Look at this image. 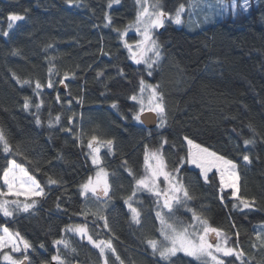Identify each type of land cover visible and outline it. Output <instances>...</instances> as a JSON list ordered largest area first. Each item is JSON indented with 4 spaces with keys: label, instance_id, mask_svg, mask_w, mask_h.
I'll list each match as a JSON object with an SVG mask.
<instances>
[{
    "label": "trees",
    "instance_id": "obj_1",
    "mask_svg": "<svg viewBox=\"0 0 264 264\" xmlns=\"http://www.w3.org/2000/svg\"><path fill=\"white\" fill-rule=\"evenodd\" d=\"M190 1L161 3L174 14ZM108 4L109 0H0V127L12 145L9 153L0 145V181L15 160L45 193L34 198L37 202L27 212L12 217L0 213V226L18 231L31 243L24 254L26 264L52 261L57 253L54 241L65 236L75 249L61 250L66 264H103L99 249L71 230L81 225L93 240L112 241L116 252L105 253L108 264H120L117 255L124 264H168L153 255L147 243L161 237L156 198L145 192L138 195L140 224L132 220L126 203L136 180L145 175L146 154L156 149L169 171L179 169L178 177L193 197L188 209L222 230L252 264H264V247L255 242V226L264 225V0L248 12L209 24L202 21L201 26L166 22L155 31L163 47L160 61L150 70L132 61L115 31L136 19V0H120L111 8ZM13 13L24 19L12 21L9 29ZM105 14L111 15V24ZM125 38L129 43L138 40L135 33ZM141 80L159 85L165 109L161 128L133 119L139 105L130 97L140 93ZM26 97L28 110L23 107ZM113 103L118 108H112ZM93 136L113 141L111 148L101 151L110 185L109 203L101 211L87 206L81 189L95 172L88 150ZM185 136L236 163L237 196L254 201L251 209L233 207L236 197L230 190L222 191L215 172L205 182L199 169L181 159L188 151ZM49 177L59 183L49 184ZM174 216L191 223L192 216L181 207ZM101 217L107 218L108 227ZM227 260L236 262L233 257ZM171 264L206 263L178 253Z\"/></svg>",
    "mask_w": 264,
    "mask_h": 264
},
{
    "label": "snow or ice",
    "instance_id": "obj_2",
    "mask_svg": "<svg viewBox=\"0 0 264 264\" xmlns=\"http://www.w3.org/2000/svg\"><path fill=\"white\" fill-rule=\"evenodd\" d=\"M68 3H73V0H67ZM120 0H109L108 7L111 8L113 4H119ZM138 5V13L136 19L127 25L123 30L117 28V31L120 34V38L123 42V46L129 50L131 59H133L137 64L144 63L147 65L148 69H152L154 64H157L161 59V49L163 45L159 42L158 38L154 37V32L165 26L166 22H174L175 24H181L184 22L183 14L185 13L184 4L179 5L175 9L174 14L171 12H166L164 6L161 3V0H136ZM200 4V0H192L190 9H195ZM249 0H244L242 7L247 9L249 7ZM233 8L236 7L235 0L232 5ZM108 24L112 23L111 15L105 14ZM189 18H191V11H189ZM10 23L8 25L9 29L12 28V21H22L24 19L23 15L11 14L8 17ZM205 19H208L205 16ZM107 26V25H106ZM129 29H135L140 35V39L135 44L128 43L127 39L124 37L127 35ZM4 36H7L8 33L4 32ZM135 48V51L133 49ZM149 53L151 55L149 56ZM151 75V72L148 73ZM22 83L29 84L30 81H23ZM140 87V97L137 95H132L131 100L139 103L140 107L138 112L133 115V119L143 123L141 120V115L145 112L146 106L143 100V93L146 87H150L149 93V105L147 110L150 112H155L158 116H162L164 113V105L162 103L163 97L157 91L159 85L146 86L144 81L141 80ZM41 87L40 83L37 82L36 88ZM47 87H52V82L49 81ZM59 99V96H57ZM25 104L23 105L25 110H28L30 104L28 98H25ZM37 110H39L40 105H36ZM112 108H118L116 103L112 104ZM57 121L59 117L56 118ZM37 124H40V120H36ZM51 124V121L49 122ZM164 120L161 119V125H163ZM251 127V126H250ZM184 140L187 142V156L181 158L188 163L196 165L201 169L203 174V179L205 182H208V174L212 169H217L219 171V180L222 187H227L229 189H234L233 196H236L237 203L233 207H238L242 205L244 209H251L254 206V201H250L241 196H237L239 188L237 185V165L231 160L225 159V157L218 155L216 152L210 151L208 148L203 147L200 144L195 143L194 140L189 139L187 136L184 137ZM93 141L97 144H103L104 146L111 148L113 141H99L96 136H93L88 143V147L92 150V163L99 164L98 156L93 153H99V147H93ZM167 143V140L163 141ZM245 144L254 143L253 140H245ZM0 145H2V150L5 153L12 151V145L9 143L8 138L5 134V130L0 127ZM20 153H17L19 155ZM151 158L155 160V164H148L149 155L145 156L146 163V174L143 178L136 180L137 190L155 193L156 197L159 198L163 196V204L159 205V199H157L158 206L167 209L171 213L174 209V206H179L183 203H186L188 200H191L193 197L189 194L187 186L183 183L182 180L176 179L175 174L179 173V169H173L172 172L166 170L167 165L165 163L162 152L151 153ZM27 159V157H25ZM243 160L247 163H251L249 156L244 155ZM39 171V169H36ZM108 173L101 168L96 174V180L93 181L90 177L88 181L81 185V189L85 196L88 192H91L93 195L99 197L101 194L108 196L110 185L107 180ZM160 177H163L167 183V189L161 191L159 189L158 180ZM3 183L7 188V191H4L0 188V213H3L5 217H12L14 211H24L27 212L29 209L33 208L36 204V200H33L31 203L21 202L18 200L9 201L5 199L9 193L14 194L19 197L20 195H29L42 197L45 195L43 188L40 187L35 177L29 173L27 168L17 164L15 160H12L9 164V167L3 172ZM49 184H56L59 181L53 180L49 177ZM135 195V192L133 193ZM131 197L126 201L128 208L132 212V220L136 224H140V211L132 206ZM13 205L14 208H10L9 205ZM59 206V205H58ZM192 213V218L196 221V224H185L183 221L178 223L169 222V218L163 214L161 211H157L156 217L160 221V233L166 241L165 245H161L160 241L150 239L147 241L148 245L152 249L153 255H158L162 261L168 262L171 264L172 258L177 256V253H183L186 256L192 257L197 261H206L207 264H225L223 257H233L238 264H247L245 260V253L242 248L238 249L237 247H228L227 246V237L218 228H213L210 226L207 218L203 217L200 214H197L194 209H188ZM105 221V227H108V222L106 217H101ZM70 227V226H69ZM73 232H79L82 238L86 237L87 240L92 243L96 248L99 249L101 256L104 257L103 264H108L106 252L115 253L116 249L112 244L111 240L108 241H95L91 235L87 234V227L84 225L71 228ZM111 231V229H109ZM0 250L4 248H10L15 252H21V248L18 244V241L23 242V249L25 252L32 248L31 243L26 240L20 233L11 232L7 227L0 226ZM214 233L216 237L219 238V241L215 244L209 242V234ZM238 236L239 233L237 232ZM257 240L260 241L261 247H264V237L260 233H257ZM56 244H63L65 248H69L70 244L67 240H57L54 241ZM255 246V245H253ZM41 248L44 247L43 244L40 245ZM35 251V249H33ZM75 251V249H72ZM3 259L8 261L9 264H24L25 260H28L27 255H24V260L15 259L9 253H3ZM116 259L120 261V264H124L120 257L117 255ZM52 260L57 261L58 264H66L65 260L59 255L52 257ZM29 264L31 262L29 261Z\"/></svg>",
    "mask_w": 264,
    "mask_h": 264
},
{
    "label": "rangeland",
    "instance_id": "obj_3",
    "mask_svg": "<svg viewBox=\"0 0 264 264\" xmlns=\"http://www.w3.org/2000/svg\"><path fill=\"white\" fill-rule=\"evenodd\" d=\"M233 2H234V0H231V1H228V0H200V4H199V6L198 7H196L195 9H190V5L192 4V0L189 2V4L188 5H184L185 6V13L183 14V20H184V22L183 23H181V24H175L174 22H172V23H174L175 25H177V26H188L189 24L190 25H197V26H201V23H202V21H203V23H205V24H209V23H211V22H213L215 19H217V18H227L228 16H230V15H232L233 17H235L236 16V14H238L239 12H248L250 9H251V7L252 6H254V5H257L258 3H259V0H249V7L247 8V9H244L243 7H242V5H243V2H244V0H235V4H236V7L235 8H233L232 7V5H233ZM138 9V8H137ZM189 11H191V18H189ZM205 16H207L208 17V19H205ZM202 18V19H201ZM129 33H135V34H137V38H138V40L140 39V35H139V33H137L136 31H135V29H129L128 30V32H127V35L129 34ZM126 35V36H127ZM125 36V37H126ZM124 37V38H125ZM154 37H155V32H154ZM126 39V38H125ZM138 40H136V42L138 41ZM135 42V43H136ZM129 43V42H128ZM135 43H130V44H135ZM133 51H135V48L133 49ZM128 52H129V50H128ZM151 55V53H149V56ZM132 61L134 62V63H136L133 59H132ZM140 64H143V65H145L146 67H147V65L146 64H144V63H140ZM148 68V67H147ZM150 70V69H149ZM145 83V85L146 86H153V85H151V83L149 84V83H146V82H144ZM149 93H150V87H146L145 88V91H144V93H143V100H144V104H145V106H146V110L145 111H148L147 110V106L149 105V99H150V97H149ZM140 93L137 95L138 96V98L140 97ZM137 103V102H136ZM137 105H139V103H137ZM139 107H140V105H139ZM161 116H159V121H158V124H156L157 125V128H161L163 125H161V119L162 118H160ZM93 147H99L100 148V151H99V153H93V154H95V155H97L98 156V159H99V164H93V166H94V174L91 176V178H92V180L93 181H95L96 180V174H97V172L101 169V168H103L104 170H105V168H104V166H102V161H101V151L103 150V148H104V145H102V144H97L96 142H93ZM204 147V146H203ZM206 148V147H205ZM88 150H90V153H92V150L89 148ZM211 151V150H210ZM154 152H160V151H158V150H150L149 152H148V155H149V160H148V164H152V165H154L155 164V160L154 159H152L151 158V153H154ZM218 155H220V154H218ZM220 156H222V155H220ZM224 157V156H223ZM90 160L92 161V154H90ZM225 159H227V158H225ZM228 160V159H227ZM230 160V159H229ZM12 161V160H11ZM10 161V162H11ZM232 161V160H231ZM234 162V161H233ZM10 164V163H9ZM189 164V166H192V167H195V168H197V169H199L198 167H196V165H193V164H191V163H188ZM145 175L146 174H148V173H146V164H145ZM166 170L167 171H169L167 168H166ZM200 170V172H201V174H202V171H201V169H199ZM107 173H108V171L107 170H105ZM169 172H172V171H169ZM211 172H215L216 174H217V176H218V179H219V171L217 170V169H212V171ZM211 172H209V174L211 173ZM208 174V175H209ZM144 175V176H145ZM237 175H238V179H237V185H238V188H239V174H238V170H237ZM175 176H176V179H180L179 177H178V173H176L175 174ZM201 176H203V174L201 175ZM107 180H109V173H108V176H107ZM181 180V179H180ZM220 181V180H219ZM87 182V181H86ZM85 182V183H86ZM158 185H159V189L161 190V191H164V190H166L167 189V183L165 182V180H164V178L163 177H160L159 178V180H158ZM220 186H221V189H222V191H227V190H230L231 191V193H232V196H233V192L235 191L234 189H229V188H227V187H222V185L220 184ZM0 188H2L4 191H7V188H6V186L4 185V183H3V177H2V179H1V181H0ZM134 192H135V195H133L132 194V196H131V203H132V206L134 207V208H136V209H138L139 210V208H138V206H139V198H138V195L139 194H142L143 192H145V193H148V194H150V195H152V196H154L156 199V213H157V211H161V212H163V214L165 215V216H167L168 218H169V222H172V223H178L179 221H182V220H179V219H177V218H175V216H174V211L176 210V209H178L179 207H181L182 209H184V212H188L191 216H192V214L188 211V203H189V200L186 202V203H183V204H181V205H179V206H174V209H173V211L171 212V213H169V211L167 210V209H164V208H162V207H160V206H158V203H157V199H159V205H162L163 204V196H161V197H159V198H157L156 197V195H155V193H153V192H149V191H147V190H144V191H140V190H137V186H136V188L134 189ZM133 192V193H134ZM83 193V192H82ZM89 194H91V196H92V198L90 199L88 196H89ZM85 195V194H84ZM237 195H238V192H237ZM9 197H12V198H9ZM37 196H29V195H20L19 197H17V196H15L14 194H12V193H9V195L7 196V197H5V199H7V200H9V201H13V200H18V201H21V202H28V203H31L33 200H35L34 198H36ZM86 197V199L88 200V202H86L87 203V206H95L96 208L98 207L99 209L98 210H102V207H104L106 204H108L109 202V199H108V196H104V195H100L99 197H97V196H95V195H93L91 192H88L87 193V195L85 196ZM233 197H236V196H233ZM31 200V201H30ZM127 201V200H126ZM10 206V208H14V206L13 205H9ZM128 206V205H127ZM94 207V208H95ZM239 210H248V209H244L243 207H242V205H240V206H238L237 207ZM130 210V209H129ZM17 212H23V211H14V213H13V215L14 214H16ZM130 213H131V217H132V212H131V210L129 211ZM158 221H159V219H158ZM159 223H160V221H159ZM185 223V222H184ZM197 222L196 221H194L193 220V218H191V223H189V224H196ZM185 224H187V223H185ZM256 228H255V237H256V239H255V242H256V244H259L260 245V241L259 240H257V233H260L261 234V236L262 237H264V225L263 224H260V225H257V226H255ZM10 230V229H9ZM11 232H13L12 230H10ZM14 233V232H13ZM224 233V232H223ZM0 234H2V233H0ZM88 234V233H87ZM227 237V246L228 247H232L230 244H229V239H228V236H226ZM208 239H209V242L210 243H212V244H215V243H217L218 241H219V238L218 237H216L215 236V234L214 233H210L209 234V237H208ZM63 240H67L68 242H69V244H70V247L69 248H65L64 247V245L63 244H56L55 243V245H54V247L56 248V250H57V252H59V255L65 260V254L63 253V251H61L62 249H65V250H68V251H71L73 248H72V245H71V242L69 241V239H68V236H65L64 238H63ZM158 241H160V243H161V245H165L166 244V241H164V239H163V237H162V235H161V237H160V239L158 240ZM18 244H19V246H20V248H21V252H15L14 250H11L10 248H4V249H2V250H0V263L1 264H9V262L8 261H5L4 259H3V253H9L10 255H12L15 259H18V260H24V259H22L23 258V255L27 252H25V250L23 249V242L22 241H18ZM238 249H240V247H237ZM178 254V253H177ZM55 255H57V253L55 254ZM192 258V257H191ZM221 258L222 259H224V262H225V264H228V257H223L222 256V254H221ZM194 259V258H193ZM235 260V259H234ZM245 260H246V262H247V264H252L251 263V260L250 259H248V256L247 255H245ZM236 261V260H235ZM25 262V264H26V261H24ZM57 262V261H56ZM201 262H204V263H206L207 264V262L206 261H201ZM235 264H238V261H236L235 262Z\"/></svg>",
    "mask_w": 264,
    "mask_h": 264
},
{
    "label": "water",
    "instance_id": "obj_4",
    "mask_svg": "<svg viewBox=\"0 0 264 264\" xmlns=\"http://www.w3.org/2000/svg\"><path fill=\"white\" fill-rule=\"evenodd\" d=\"M141 120L143 121L144 126H146L148 128H154L156 126V124H158L159 116L155 112L145 111L141 115ZM24 264H25V262H24ZM44 264H58V262L52 260V261H50L48 263H44ZM70 264H83V263L74 262V263H70Z\"/></svg>",
    "mask_w": 264,
    "mask_h": 264
}]
</instances>
